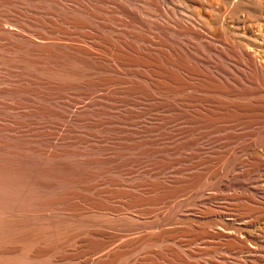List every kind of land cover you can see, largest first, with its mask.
I'll return each mask as SVG.
<instances>
[{"label": "bare ground", "instance_id": "1", "mask_svg": "<svg viewBox=\"0 0 264 264\" xmlns=\"http://www.w3.org/2000/svg\"><path fill=\"white\" fill-rule=\"evenodd\" d=\"M48 2L52 5L48 6ZM68 2H73L79 7ZM168 3L173 8L169 7ZM111 5L113 8L110 7ZM216 6H220L221 10H217ZM109 8L137 19L142 25H146V21L150 20L143 14L154 17L162 14L161 16L170 22L151 21L152 19L149 21L155 24L156 29L163 30V36L155 34L158 42H151L159 48H146L150 51L146 53L138 50L139 48L126 47L135 56L144 57V62L126 59L125 49L113 48L115 46L112 40L109 43L108 39L99 38L100 42L99 40L89 42L95 38V34L87 31H71L79 28L97 32L79 16L69 13L76 11L99 19L100 12H107ZM249 10L261 14L258 20L264 22V6L261 0L182 2L180 0H0V32L4 33L0 34V47L3 46L1 43L3 40H7L6 44L19 47V41L14 40V37L28 43H56L55 48L46 46L43 51L48 53L58 51L61 56L87 63L114 62L113 69L117 76L109 80L96 78L91 80L92 82L86 81L81 84L82 87L94 86V89L103 90H108L107 85L113 84L116 88L124 90L122 92L119 90L122 97H111L114 103L101 104V109L96 108L105 116L100 125L104 129H108L107 124L125 125L124 131L132 130L145 138L140 141L139 147L152 142L148 137L155 139L154 148L145 147L142 150V153L146 152L145 154L149 156L145 161L140 158L105 155L107 158L104 159L109 164L108 170L113 173L129 171L131 175L136 174L121 180H116L117 178L109 180L111 184L118 182L117 185L136 189L135 192L131 191L126 195L131 200H128L130 204H126L129 205L128 208L124 209L112 202L120 193L107 188L96 191L95 195L91 194V196L94 198L99 195L108 198L110 202L88 196V202H78L72 209L62 213H43L45 218L62 216L66 220H78L82 236L66 253L55 255L51 254L52 250L39 247L32 253L23 254L24 232L18 234L16 243L19 245L13 246L12 230L13 226L19 224L22 229L20 220L26 213L23 210L11 212L7 210L8 207L0 206V264H12L10 261L12 254H18L20 258L18 264H264V49L259 43L260 40L264 41V30H260L261 26L257 23L259 34H256L244 20H232L235 14ZM226 18L231 21L228 22ZM8 21L13 25L8 26ZM234 21L236 28L233 29ZM101 25L114 30L110 25L104 23ZM231 30L235 32L240 30L242 34L234 35L235 32L232 34ZM246 31L252 34L245 35ZM64 35L78 36L82 40L75 38L64 42ZM125 66L143 67L147 70H127ZM47 85L75 88L73 85H61L50 81ZM9 90L17 91V89ZM65 98L67 99V95ZM49 99L51 101V98ZM73 99L72 97L70 103ZM80 105H77L78 109ZM82 106L81 109L84 107ZM43 110L57 112L49 108ZM86 111L83 112L87 113ZM153 111L157 112L156 115L151 114ZM158 112L168 115L163 116ZM87 119H76L77 123H80L79 127H91L93 123H87ZM93 121L96 122V119ZM13 122L12 120L10 126L6 127L10 132L14 128L17 130L15 126H11ZM173 124H182V127L175 128ZM133 126L134 129L127 128ZM27 131L26 129L25 132ZM71 131L76 134H90L75 129ZM49 132L53 133L48 131L47 134L41 135L46 137L44 141L51 145L54 143L56 145L65 138V135L64 138L61 137L62 133L61 136L53 133L50 137ZM148 132L157 133L147 135ZM72 136L74 135H71L70 139ZM96 136L99 138L98 135ZM120 137L124 136L120 135ZM89 140L91 141L92 138ZM29 141L33 143L43 140L29 139ZM7 142L10 140L0 138V151L3 147L8 149V145L12 144L11 142L6 146ZM108 147L107 145L106 148ZM21 148H18V152L17 149L14 151L19 153ZM35 149L34 153L43 150V148L38 150V147ZM48 149L50 155L58 160L66 155L64 152L61 154ZM22 154H24L22 159L28 158L25 153ZM10 158L6 156L2 159L11 161L14 159ZM21 158L17 157L19 160ZM2 159L0 161L3 164L0 162V166L5 165ZM88 162L78 159L77 164H88ZM6 165L5 168H1L13 169L10 165ZM136 179L140 181H135ZM4 195L1 196L5 197ZM188 201H192L193 204L182 206V203ZM31 215L34 216L33 213Z\"/></svg>", "mask_w": 264, "mask_h": 264}, {"label": "rangeland", "instance_id": "2", "mask_svg": "<svg viewBox=\"0 0 264 264\" xmlns=\"http://www.w3.org/2000/svg\"><path fill=\"white\" fill-rule=\"evenodd\" d=\"M74 1H76V0H74ZM182 1H185V0H180V2H182ZM261 1L263 3V6H264V0H261ZM68 3L74 5L75 7L76 6L79 7L78 5L74 4L73 2H68ZM78 3H81V1H78ZM47 5L50 6V5H52V3L48 2ZM168 6L173 8V6L170 3H168ZM110 7L113 8L112 5ZM216 9L221 10L220 6L219 7L216 6ZM64 11L68 13V11H66L65 9H64ZM69 14L70 15L74 14L76 16H79L82 20L87 22L88 26H90L91 28H93L97 31L94 33V31H91L89 29L83 30V29L76 28V29H71L72 32L87 31V32L95 34L96 35L95 38H93L92 40H89V42H91V41L97 42L99 40V38L108 39L109 43H110V40H112V42L115 46L113 48L119 49V50H120V48H122L121 50L125 49L124 51L127 52V54L125 55V58L132 60V61H137V62H142V61L144 62V60H143L144 57L135 56L133 54V52L127 50L126 47L130 46V47L136 48V49L139 48L138 50L146 52V53L150 52V51L146 50V48H159L158 46L151 44V42L157 43L158 39L156 40L155 34H160V36H163V30L162 29H156L155 24L150 23L149 21L151 19H152L151 21H159V22H161L163 20L165 23H170L164 16H161L162 14H160L158 17L150 16L148 14H146V15L143 14V16L147 17V19L148 20L150 19V20L146 21L147 22V23H145L146 25H142L137 19H134L133 17H130L129 15H126L125 13L123 14V13H119L118 11L116 12L110 8H109V10L107 9V12L101 11L99 14V16H100L99 19H96L92 16L83 15L82 13L76 12V11H73ZM260 17H261V14L255 12V11L249 10L247 12L235 14L234 16H232V20L233 19L234 20H244L245 24L247 26H250L252 28L253 32H255L256 34H259V31L257 30V28H258L257 23L261 26L260 30H262V31L264 30V22H261L258 20ZM226 19L228 22L231 21V19H229V18H226ZM99 23H101V24L104 23L106 25H110L114 28V30L103 27ZM7 24H8V26L13 25L9 21L7 22ZM235 26H236V22L234 21V23L232 24V28L233 29L236 28ZM138 27L140 30L138 29ZM135 28H137V29H135ZM230 32L233 34L235 31L231 30ZM2 33L3 32H0V34H2ZM236 34L241 35L242 32L239 30V31H236L234 33V35H236ZM249 34H252V33L246 31L245 35H249ZM6 35H7V32H6ZM8 36L10 37V35H8ZM63 37H64L63 38L64 42H69L68 41L69 39L79 38L78 36H74V35H64ZM139 38H140V40H139ZM13 39L16 41H19V47L15 46V45H11V44H6L7 40L1 41L3 46L0 47V103H2V104H0V118H1V120H0V136H2L0 138L6 139V141L10 140V142L6 143V146L8 145V143L10 144L12 142V144L10 146L8 145V149L5 147H3L4 149L2 148V150L0 151V160L2 158H6V156L8 159H9V157L14 158V159H12V161L14 163H12L11 160H7V159H2V161H4L5 165L8 164L11 167H13V169H15V171H13V169L8 167V168L3 170V168H5V165L0 166V173H1V176H0V196L1 195L3 196L5 194L4 196L7 197V198H5V197L1 196L2 199L0 198V203H1L0 206L8 207L7 210L11 211V212L23 210L24 213L30 214V215L25 214V217L22 220H20L22 223V226H21L22 229L19 227L20 224L16 225L15 227L13 226V230H12L13 237H14L13 241H12L13 246L19 245L18 243H16L18 234L20 232H24L23 236L25 235V241L23 240V254L27 255L29 253L34 252L37 248L41 247L44 249L52 250L51 254L60 255V254L68 252L69 248L74 247L77 244L76 241L82 236L80 231H79V222H77L78 220H75V219L74 220H70V219L66 220V219L62 218V216H57V217L52 218V219L45 218V214H43V213H46V214L49 212L52 214H54V213L56 214V212L62 213L64 211L72 209L74 207V205L78 202H81V203L88 202L89 201L88 196H91V194L95 195L96 191L104 190L107 188L114 190L115 192L120 193V195L115 197V199H113L112 202H114L117 206H120L124 209L128 208L129 205H126V204H130L131 200L126 195L130 194L131 191L135 192L136 189H129L128 187H125L123 185H117L118 182H114L111 184L109 180L110 179H116V178H117L116 180H121L125 177H133L136 174L131 175L129 171H125V172L122 171V172L113 173L112 171L108 170L109 164L105 161L104 158L112 157V156L113 157L119 156L121 158L133 157V158H140V159H143L145 161L149 158V156L147 154H145L146 153L145 150H144L145 153H142V150L145 147L154 148L155 142L153 140H155V139L148 137V139L151 140L152 142H150L147 145H142V147H139L141 145L140 141L145 140V138L142 137L140 134H137L136 132L132 131V130L131 131H124V128L126 127L125 125L107 124L108 129H106V128L104 129V127H102V125H100V123H102V121L104 120L103 118H105V116H103L102 112L100 110H97V109L102 108L101 104H106V103L112 104V103H114L113 98L122 97L121 92L124 90L116 88V86L113 84L107 85L109 91L103 90L101 88H96L97 89L96 90V89H94L95 88L94 86H91V87L83 86L82 87L81 84L85 83L86 81L92 82L91 80H94L96 78H103V79L109 80L110 78L117 76V74L114 72L115 70L113 69L112 63H114V62L110 63L107 61H99V63H97V64L87 63L86 61H82L79 59H72V58L67 57V56H61V53H59L58 51H55L52 53H48V52L43 51V49L46 48V46L55 48L56 43H47V44L46 43H28L26 41L20 40L19 38L13 37ZM79 39H81V38H79ZM99 42H100V40H99ZM259 43L261 44L262 48L264 49V41L260 40ZM88 47H90V45H88ZM68 50L70 51L69 48H68ZM43 59H45V60H43ZM3 68H5L4 69L5 71L2 70ZM56 69H58V70H56ZM125 69H127V70H135V69L147 70L143 67L135 68L133 66H125ZM65 70H66V72H65ZM10 71H12V73ZM24 71H26V72L24 73ZM26 73H28V74H26ZM6 79H9V80H6ZM24 79H26V80H24ZM30 79H31V81H30ZM28 81H30V82H28ZM48 81L59 83L61 85H67V84L73 85L75 88H65L64 86L51 87V86L47 85ZM44 82H46V83L44 84ZM4 87H7L11 90L17 89V91L16 90L10 91L9 89L7 91V88L4 89ZM1 88H2V90H1ZM26 88H27V90H26ZM39 88H40V90H39ZM49 90H51L52 92L50 93ZM81 90H83V91H81ZM31 91H33V92H31ZM104 91H105V93H104ZM73 93L74 94L79 93L80 95H76V94L74 95ZM81 93L83 96L81 95ZM84 94H85V96H84ZM66 95H67V99L65 98ZM93 95H94V97H93ZM47 96H48V99H47ZM72 97L74 98L73 99L74 101L72 100V103H70ZM86 97H88L89 99ZM111 97H113L112 98L113 100L111 99ZM128 97L131 98L132 100L134 99V97H132V96H128ZM49 98H51V101ZM37 99H39V100H37ZM77 100H79L80 103H78L79 101L76 102ZM59 101H61V102H59ZM83 101L85 103L86 102L89 103V105H87V103H86V105H84L85 103ZM69 103H70V105H68ZM9 104L11 107L9 106ZM63 104H65V106ZM79 104H81V105H80V108L78 109ZM90 104H91V106H90ZM12 105L13 106L17 105V106H16V108L15 107L13 108ZM71 105H73L74 107ZM92 105H94V106H92ZM81 106L83 107L82 109H81ZM17 107L19 110L17 109ZM30 107H32V108H30ZM75 107H77V108H75ZM45 108L54 109L57 112L59 111L58 112L59 114H57V112L53 113L51 111L43 110ZM149 108H151V106ZM75 109L79 113L76 112ZM34 110H35V112H33ZM39 110H40L41 114H40ZM84 110L85 111L88 110V111H86L87 113H84L83 112ZM91 110L92 111L94 110L95 113L94 112L92 113ZM37 112L39 114H37ZM27 113H28V115H27ZM156 113L157 112H155V111L151 112V114H154V115H156ZM32 114H34L33 118H36V120H34L32 118ZM158 114H161L163 116L168 115L167 113H162V112H160V113L158 112ZM30 116H31V118H30ZM68 116H69V118H68ZM152 116H147V117L152 118ZM3 118L6 121L2 120ZM70 118H72V120ZM79 118H84V119L88 118L86 122L87 123L88 122L93 123V124H91V127L81 128L78 125L80 123H77V121H76V119H79ZM91 118H93V120L96 119V122L91 120ZM28 119L29 120L33 119V120L28 121ZM97 119H98V123H97ZM12 120L14 122L12 123L11 126H15L17 128V130L14 127L13 128L17 132L14 131V129L12 127H10L13 129V131H11L12 132L11 133L8 128H7L8 129V131H7L6 127L10 126ZM17 120H19V122L21 121V123L23 125L21 123H19ZM62 120H64V121H62ZM15 121L17 123H15ZM24 122L26 123L27 127L26 126L24 127V124H25ZM42 122L44 124H42ZM58 122L60 123V126H59ZM31 123H33V124H31ZM39 123H41V124H39ZM1 124L4 127H2ZM29 124H31V125H29ZM97 124H98V126H97ZM16 125L20 126L22 128L17 127ZM51 125L54 126L55 128L53 129ZM71 125H72V127H71ZM99 125L101 126V128L99 127ZM117 125L119 128H121V126H122V129L119 130ZM46 126H47V128H46ZM49 126H51V128ZM66 126H68V127H66ZM95 126H96V128H94ZM113 126H114V128H112ZM172 126H174L175 128H180V127H182V124H180V125L179 124H173ZM33 127H35V128L37 127L38 130L33 128ZM44 127H45V129H44ZM56 127L57 128L60 127V129H57ZM105 127H106V125H105ZM109 127H111V128L109 129ZM1 128L4 129L3 132H2ZM127 128L134 129L135 126L127 127ZM26 129L28 131L30 130L29 133H27L28 131L25 132ZM72 129L82 131V132L83 131L89 132L90 134L89 135L88 134H76L74 131H71ZM62 130H64L63 133H62ZM20 131L21 132L23 131V132L20 133ZM40 131H42V132H40ZM48 131H52L53 133H56V135H60L62 133L63 135L61 134L62 136L61 135L60 136L63 137L65 135L66 140L63 137L64 140H62V141L60 140L58 142V144H56V145H55V143H54V145H51L47 141H44V138H46V137L41 135L42 133L47 134ZM56 131H58V132H56ZM35 133L38 134V136ZM68 133H69V135H68ZM94 133H95V135H94ZM151 133L153 135H155V133H157V132H148L146 134L148 135ZM9 134L14 136V137L12 138ZM29 134H31V135L33 134V136H31V135L28 136ZM49 134H50V137H52V134L50 132H49ZM75 134H76V136H75ZM21 135H22V137H21ZM25 135L27 137H24ZM56 135H53V136H56ZM71 135H74L76 137V140H74L75 139L74 136H72V138L70 139ZM78 135L80 137H78ZM96 135H98L99 138H96L97 137ZM120 135L124 136V137H120ZM104 136H105V138H104ZM50 137H48V138H50ZM84 138L85 139L88 138V139H86L87 142ZM89 138H92V140L90 141ZM22 139L24 142L22 141ZM25 139L28 141L26 142ZM29 139H31V140L34 139V141H35V139H37L39 141L40 140H43V141L32 143L31 141H29ZM67 139H69V140H67ZM79 140L82 143H80ZM93 140H95V141H93ZM101 140L104 143H101L102 142ZM75 141L78 143L76 144ZM72 142H74L75 144ZM117 142H120L123 145L119 144ZM135 142H137V143H135ZM14 143H15V146H14ZM59 143H61V144H59ZM62 143H64V144H62ZM67 143H68V145H67ZM113 143H115V144H113ZM124 143H125V146H124ZM127 143H128V145H127ZM46 144H47V146H45ZM129 144H131V145H129ZM101 145L103 147L104 146L105 147L103 148V147H101ZM107 145L109 146L108 149L106 148ZM129 146H130V148H129ZM134 146H138V147L135 148ZM19 147L20 148L23 147V148L19 149V153H21L20 155H19V153H17ZM26 147H27V149H24ZM28 147L30 149H28ZM36 147H38V150L40 148H41L40 150H42V148H43V150L37 151L38 153H34L36 151V149H35ZM48 148H50L51 150H54L55 152L61 153V154H62V152H64L66 155L61 156L59 158V160H60L59 161L58 159H56L50 155V150ZM11 149L13 151L17 149L16 150L17 152L14 151L13 152L14 155H13V153L11 152L12 151ZM60 149H62V150H60ZM69 150L70 151L72 150V151L70 152ZM73 150H74V152H73ZM8 151H10V153ZM22 153H25V156L27 155L28 158L30 155H31V157L29 159L27 157H24L23 158L24 160H23L21 157L24 154H22ZM41 153H42V155H41ZM84 153H85V155H84ZM109 153H111V154L108 155ZM1 154H2V156H1ZM80 154L83 155L84 157H82ZM10 155H13V156H10ZM75 155L76 156L78 155V157L79 156L80 157L78 158ZM105 155H107V157ZM46 156H48V157H46ZM17 157L18 158L20 157L21 159L19 160V159H17ZM32 157H35L36 160ZM100 157H102V158H100ZM37 158H39V159L37 160ZM90 158H92V159H90ZM78 159L86 160L89 162H88V164H79L78 165L77 164ZM92 160H93V162H92ZM95 160H96V162H94ZM16 162H18L19 164ZM20 162H21V164L24 163V165H21ZM1 163L3 164V162H1ZM31 163H32V165L34 164V166H32ZM16 164L18 167L15 166ZM8 165H6V166H8ZM47 165L50 166V168ZM21 166H23V167L21 168ZM1 167H3V168H1ZM51 167H53V168H51ZM16 168H17V170H16ZM47 168H49V169H47ZM128 172H129V174H128ZM62 177L65 179H63ZM138 180L140 181V179H136L135 181H138ZM102 182H103V184H102ZM65 183H67V184H65ZM124 183L129 184L130 181H124ZM1 184L3 186L5 184V186L3 187ZM6 184H7V186H6ZM98 185H100V186H98ZM58 189H60V190H58ZM80 193L82 195H80ZM94 198H96L97 200L110 202V200L108 198H103L99 195L97 197L94 196ZM128 200H130V201H128ZM126 202H128V203H126ZM184 203H185V205H184ZM184 203H182V206H187V205L193 204L192 201H188V203L187 202H184ZM5 204H7V205H5ZM32 213L35 217L31 215ZM36 213H37V215H36ZM26 217H30V218H26ZM37 219H42V220H37ZM61 219H64V220L60 221ZM104 221H108V220H104ZM51 223L53 224V226ZM54 234H55V236H54ZM17 255L18 254H12L11 255L10 261L12 264H18L19 263L20 258Z\"/></svg>", "mask_w": 264, "mask_h": 264}]
</instances>
